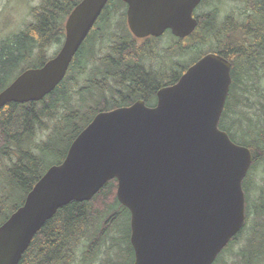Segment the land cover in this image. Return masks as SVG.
<instances>
[{
    "label": "water",
    "instance_id": "obj_1",
    "mask_svg": "<svg viewBox=\"0 0 264 264\" xmlns=\"http://www.w3.org/2000/svg\"><path fill=\"white\" fill-rule=\"evenodd\" d=\"M136 39L167 31L191 36L202 0H121ZM110 0H82L65 24L58 55L23 72L0 93L10 103L40 102L65 79ZM232 65L210 53L178 83L160 89L154 108L138 101L98 114L64 162L52 166L24 204L0 226V264H20L34 237L59 210L91 201L117 180V200L130 212L133 264H214L246 221L243 182L252 151L235 144L219 122Z\"/></svg>",
    "mask_w": 264,
    "mask_h": 264
},
{
    "label": "trees",
    "instance_id": "obj_2",
    "mask_svg": "<svg viewBox=\"0 0 264 264\" xmlns=\"http://www.w3.org/2000/svg\"><path fill=\"white\" fill-rule=\"evenodd\" d=\"M80 1L41 0L40 6L32 9V21L26 28L0 43V93L17 75L43 66L56 55L57 51L49 56V49L63 44L65 22ZM116 1L120 6H115ZM240 1L243 11L226 15L225 20L220 12L197 16L198 29L192 37L201 32L216 42L215 46L179 70L175 67L166 70L163 64L157 68L143 61L141 52L146 47L136 44L127 25L126 35L122 32L119 35L120 27L111 29L114 14L126 18V5L120 0H111L98 21L102 27L97 22L99 25L96 24L87 38L93 45L92 50L85 53L83 44L67 77L55 91L40 102L10 103L0 111V226L20 207H13L7 215L14 193L24 194L23 204L48 168L64 161L73 141L97 114L130 107L139 100L147 106L154 105L161 88L176 84L190 66L208 53L219 54L232 63L227 115L219 127L234 143L239 138L241 146L252 151V168L264 163V0ZM159 41L154 40L150 46H156ZM183 42L179 41L177 46ZM170 50L175 54L173 48L167 52ZM89 65H93L92 69ZM87 73L90 75L85 77ZM83 78L85 86L78 88ZM250 90H254L257 98L253 104L247 96ZM44 133H47L45 139L40 135ZM49 153L60 156L61 160L46 167L43 156ZM244 190L248 193L245 182ZM261 200L263 203L258 208L254 206L257 218L251 223V236H257L264 228V191ZM249 209L253 211L247 201V221ZM125 217L129 229L125 240L133 264L130 214L117 200L116 180L107 183L91 201L72 202L59 210L34 237L20 264H78L80 254L82 264H92L109 235L114 230L116 236L121 234L120 225ZM115 239L112 250L122 252L123 245ZM262 239L264 247V235ZM263 247L254 250L249 262L243 255L244 264H264Z\"/></svg>",
    "mask_w": 264,
    "mask_h": 264
},
{
    "label": "rangeland",
    "instance_id": "obj_3",
    "mask_svg": "<svg viewBox=\"0 0 264 264\" xmlns=\"http://www.w3.org/2000/svg\"><path fill=\"white\" fill-rule=\"evenodd\" d=\"M40 2L41 0H0V43L20 34L26 28V25L32 21V9L39 7ZM115 6H120L118 1L115 2ZM198 8V11L196 10L197 16L214 15L215 13L220 12L222 20H225L224 16L226 15H237L243 11V5L240 0H207L200 9ZM111 20V29L114 30V27L117 29L120 25L119 30L121 29L123 34L126 35L125 18L120 16V14H114ZM98 23L97 26L100 24ZM220 23H222V21ZM101 27L102 24L99 25V28ZM121 31H119V35H122ZM154 40L155 39L151 40V43ZM215 43L216 42H213L211 39H209L207 35L200 32L197 37H192V39H189L188 41L181 43L180 46H177V39L173 37L168 31L164 38H162L156 46H147L144 48L145 51L143 55V61L148 65H152L153 67L159 68L160 65L163 64L166 70H172L173 67H175V70H179L181 66H187L199 59L205 53V51L211 48V46L214 47ZM84 44V52L89 53L92 50L93 45L89 44L88 39ZM104 48H106V46ZM171 48L176 51L175 54H172L171 50L167 52V50ZM59 49V46H54L53 48L49 49L48 55L52 56L54 52L58 51ZM103 50L104 54L107 53L106 49ZM92 67L93 65H89L88 68L92 69ZM89 75L90 73H87L85 77H88ZM84 78L82 79V83L78 86V88L85 86ZM252 84L253 82H251L248 86ZM250 92L251 94H247V96L250 99V102L253 104L257 98L255 96L254 90H250ZM88 106H92V104H88ZM40 135L45 139L47 133ZM237 139L238 140H235L236 143L241 145V139ZM64 149L65 145L62 148V154ZM43 157H45L46 160V167L57 164L61 160L60 156H55L51 153ZM245 180V185L248 187L249 191V203L253 209V211L249 209L250 212L248 217V227L241 232L242 234L238 236L239 238L234 244L231 243L230 246L223 253H221L215 264H244L242 261L243 255L246 257L247 262H249L252 257L251 254L254 252V250L256 248L263 247L262 235H264V228L260 229V235L258 234L257 236H251L253 233L251 223L253 222V219L256 220L257 218L255 215L256 213L254 212V206H257L258 208L259 205L263 203L261 197L262 192L264 191V163H260L255 168H251ZM14 195L13 201H10L11 206L7 211V215L11 213L13 207L21 206L23 202L24 194L17 192L16 194L14 193ZM120 227H123L121 234L116 236V230H114L115 233L109 235L110 238H108L105 243L100 246L98 255L92 264H108L109 261H111L110 264L132 263V255L128 250V243L125 240L129 233L127 217H125L123 224H121ZM114 237H116L115 241L117 243H119L121 246L123 245L122 252L121 250L115 248L112 250L114 245ZM78 264H82L81 254Z\"/></svg>",
    "mask_w": 264,
    "mask_h": 264
},
{
    "label": "flooded vegetation",
    "instance_id": "obj_4",
    "mask_svg": "<svg viewBox=\"0 0 264 264\" xmlns=\"http://www.w3.org/2000/svg\"><path fill=\"white\" fill-rule=\"evenodd\" d=\"M154 38H152V37H150V38H146L145 40H143V41H139V40H137L136 41V39H135V42H136V44H138V45H142V44H144L145 45V47H147V45H149V44H151V40H153ZM155 39H157V38H155ZM144 47V46H143ZM142 53V55H144V50H143V52H141ZM143 58V57H142ZM157 94V93H156ZM157 96V95H156ZM225 114L227 115V113H226V107L224 108V111H223V113H222V116H221V119L225 116Z\"/></svg>",
    "mask_w": 264,
    "mask_h": 264
},
{
    "label": "bare ground",
    "instance_id": "obj_5",
    "mask_svg": "<svg viewBox=\"0 0 264 264\" xmlns=\"http://www.w3.org/2000/svg\"><path fill=\"white\" fill-rule=\"evenodd\" d=\"M54 91H55V90H54ZM50 94H51V93H50ZM50 94H49V95H50Z\"/></svg>",
    "mask_w": 264,
    "mask_h": 264
}]
</instances>
